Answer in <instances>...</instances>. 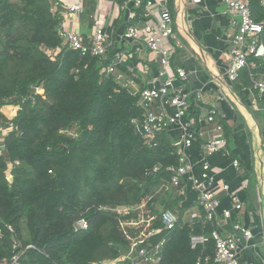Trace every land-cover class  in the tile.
Instances as JSON below:
<instances>
[{"label":"trees","instance_id":"obj_1","mask_svg":"<svg viewBox=\"0 0 264 264\" xmlns=\"http://www.w3.org/2000/svg\"><path fill=\"white\" fill-rule=\"evenodd\" d=\"M92 1L82 0L81 18L90 17ZM248 1L253 19L263 22L264 0ZM57 3L0 0V228L5 230L0 263L13 255L14 240L23 250L33 246L19 264H97L117 257L124 238L116 216L100 208L140 204L160 185L161 176L169 177L164 171L145 180V169L178 164L169 135H160L158 146L148 148L133 127L132 120L142 112L117 81L119 72L130 75L127 66L106 75L115 59L114 46L104 58L63 46L65 10ZM132 11L136 18L127 27L147 20L146 2ZM58 49L56 56L50 55ZM249 64L236 82L240 92L253 88L251 74L264 75V62L251 58ZM38 88L43 92L37 93ZM219 123L226 134L227 126ZM64 130L78 136L63 135ZM178 197L165 194L161 205L182 209ZM179 216L162 264H194L202 248H191L190 234L211 233ZM83 218L88 229L75 231L74 224ZM214 245L213 240L207 245L211 254Z\"/></svg>","mask_w":264,"mask_h":264},{"label":"built area","instance_id":"obj_2","mask_svg":"<svg viewBox=\"0 0 264 264\" xmlns=\"http://www.w3.org/2000/svg\"><path fill=\"white\" fill-rule=\"evenodd\" d=\"M119 6L120 11L128 15V23L136 18L133 8H140L146 2L147 20L130 25L119 35L122 43L144 42L148 50L157 57V76L148 87L141 88L138 78L134 76L126 64L123 57L116 56L112 64L106 69V75L116 73L117 67L126 65L130 75L119 72L117 81L120 82L129 95L136 98V107L141 110L139 119H133L132 125L139 133L144 145L148 148H156L159 144V136L168 134L175 127L180 129V137L172 142L174 153L177 156L176 167H169L164 170L162 164H156L145 169L142 177L145 180L155 178L162 172H168L169 177H160V185L153 193L147 196L136 206L102 207L100 210L109 212L116 216L118 229L124 238L125 246L119 247V255L112 259H106L97 264H162L164 252L170 241L171 234L177 229L181 222L180 216L171 210L164 209L161 205V198L165 194L175 193L176 196L183 194L186 186L197 194L199 207L189 213L185 219L187 223L194 226L199 224L202 231H211L210 235L190 234V244L193 250L201 249L194 264H242L240 253L242 250L254 248V234L249 229L236 221L232 224V232L229 236L223 237L220 233L222 227L218 210L220 201L211 190L213 177L210 173L209 159L216 154L227 150V138L222 124L217 122V110L209 109L207 121L216 125L218 135L205 145V158L202 160V173L195 174V164L188 156V149L192 148L199 140V134L194 128V121L190 119L191 110L190 99L193 93L200 102L202 92H190L185 88L187 72L183 68L174 69L172 60L178 49L182 46L175 40L173 28V15L171 9L172 0H122ZM224 4L223 15L230 17V26L233 31L227 32L226 40L229 44L230 65L226 72V77L231 86L239 79L243 70L250 68L251 58L264 62V42L262 33L264 32V21L256 22L252 17L251 5L248 0H221ZM189 2L204 9L206 0H189ZM59 4H62L59 1ZM58 3L56 6L59 5ZM65 14H68L77 23L80 22L83 13L82 0L66 1L62 4ZM60 36L63 46L70 50L81 52L82 55L90 54L92 57L104 58L110 47L114 46L105 31V24L102 17L94 21L93 32L89 36L79 32H66L62 27ZM60 52L58 49L54 53L56 56ZM255 65H252L254 68ZM253 90L258 98L264 103V75L259 77L251 74ZM37 93H42L38 88ZM70 130L61 133L76 138L78 135ZM6 134V131H5ZM4 147L0 146V156ZM19 165V162L16 163ZM234 167H238V161L233 162ZM13 165L11 164V169ZM9 181L13 180L12 172L8 174ZM224 190L229 192L228 185ZM232 209L224 210L222 213L224 222L232 219V210L241 212L243 204L237 195L230 196ZM164 203V201L162 202ZM133 213L132 218H124L123 215ZM5 228L14 232L10 225ZM75 231L88 229V221L83 218L74 224ZM4 228H0V240L4 237ZM213 240L215 245L212 254L208 251L207 245ZM264 251V239L261 242ZM21 248V244L14 240L13 255L4 259L0 264H19L20 259L27 249ZM259 253V259L264 264V257Z\"/></svg>","mask_w":264,"mask_h":264},{"label":"crops","instance_id":"obj_3","mask_svg":"<svg viewBox=\"0 0 264 264\" xmlns=\"http://www.w3.org/2000/svg\"><path fill=\"white\" fill-rule=\"evenodd\" d=\"M59 1L64 4L74 0ZM171 4L174 41L182 46L172 60L173 68L186 70L185 88L188 91L202 92L200 102L195 93L190 99L189 117L194 121L199 140L188 149V156L195 164V174L200 176L204 147L218 135L217 123L207 121L208 110L216 109L217 122L222 121L227 126V150L209 159L213 177L211 190L220 201V233L223 237L229 236L232 224L241 222L253 232L254 248L242 250L240 261L242 264H262L258 255L262 253L261 242L264 239V103L253 88L240 92L236 90V83L231 86L227 80L230 58L225 37L233 28L230 17L223 15L222 1L206 0L204 9L192 5L189 0H172ZM90 12V17L84 16L79 23L64 13V30L89 36L93 32L94 21L101 16L106 33L109 36L113 34L112 54L125 59L141 88L152 84L157 76V57L144 42L122 43L119 40V35L126 30L128 15L123 16L119 5L108 0H93ZM118 24L121 26L116 29ZM167 135L174 142L181 132L175 127ZM234 161H238V167H234ZM225 185L229 186V192L224 190ZM231 195L240 198L243 210H232L231 221L224 222L223 211L232 209ZM178 198L182 208L189 211L187 216L199 207L197 194L189 186Z\"/></svg>","mask_w":264,"mask_h":264},{"label":"rangeland","instance_id":"obj_4","mask_svg":"<svg viewBox=\"0 0 264 264\" xmlns=\"http://www.w3.org/2000/svg\"><path fill=\"white\" fill-rule=\"evenodd\" d=\"M117 4V3H115ZM118 5V4H117ZM74 133V132H73ZM5 134V131H2V135L3 136ZM182 207V206H181ZM177 211V212H176ZM174 212H176L178 215H181L183 217V219H187L188 216H187V213L189 212L187 209H175ZM180 212V213H179ZM261 256L264 257V251L262 250V254Z\"/></svg>","mask_w":264,"mask_h":264}]
</instances>
